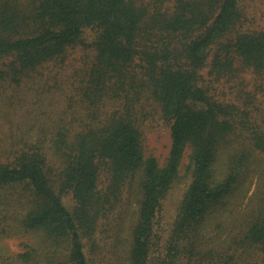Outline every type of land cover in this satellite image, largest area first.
I'll return each mask as SVG.
<instances>
[{
  "label": "trees",
  "instance_id": "1",
  "mask_svg": "<svg viewBox=\"0 0 264 264\" xmlns=\"http://www.w3.org/2000/svg\"><path fill=\"white\" fill-rule=\"evenodd\" d=\"M149 17L141 0H0V81H16L83 44L90 30L97 52L92 104L111 99L120 109L131 88H149L162 117L170 121V152L162 167L144 157L142 136L129 112L121 111L111 117L101 113V122L72 136L57 132L53 143L63 164L57 191L39 150L22 152L14 165L0 166V189L27 200V208L18 206L24 213L17 219V233L39 232L68 246L67 259L54 264H88L83 239L93 235L136 176L140 201L130 264H148L156 215L187 148L191 182L176 223L179 233L194 231L238 183L236 174L217 180L214 168L217 149L233 130L236 109L208 94L200 72L209 62L210 76L218 78L232 73L238 61L261 74L264 32L229 38L243 17L240 0H175L169 17H154L148 25ZM252 142L264 156V134L255 133ZM68 193L75 202L72 212L61 199ZM247 239L264 247V219L252 226ZM22 258L29 261L30 256Z\"/></svg>",
  "mask_w": 264,
  "mask_h": 264
},
{
  "label": "rangeland",
  "instance_id": "2",
  "mask_svg": "<svg viewBox=\"0 0 264 264\" xmlns=\"http://www.w3.org/2000/svg\"><path fill=\"white\" fill-rule=\"evenodd\" d=\"M141 1L150 14L146 23L174 12L175 0ZM240 6L243 17L229 38L264 32V0H240ZM152 32L159 34L157 29ZM151 40L159 41L154 37ZM94 42V32L87 30L83 44L23 73L16 81H0V166L14 165L22 152L39 150L57 191L55 181L63 169L53 143L57 132L65 130L72 136L91 127L90 123L101 122V113L109 117L118 111L129 112L134 120L142 136L144 157L164 166L171 146L170 121L162 117L149 88H131L130 98L120 102V109L111 99L99 106L92 104L91 82L97 57ZM222 74L218 78L210 76L208 62L200 72L201 84L214 100L236 109L233 130L218 147L214 168L217 180L236 174L238 183L194 231L179 233L176 223L191 182V150L187 148L178 176L156 215L148 264H264V247L247 239L252 226L264 219V156L252 142L255 133L264 134V71L255 74L235 61L233 72ZM137 81L140 85V75ZM138 180L136 176L132 186L124 189L120 201L99 220L93 235L83 239L88 264H130L140 201ZM101 182L107 183L104 173ZM61 199L72 212V195L64 194ZM20 203L27 208L26 199L0 189V264H54L67 259L65 244H56L39 232L17 233V219L21 221L24 213H19ZM25 254L30 256L29 261L22 258Z\"/></svg>",
  "mask_w": 264,
  "mask_h": 264
}]
</instances>
